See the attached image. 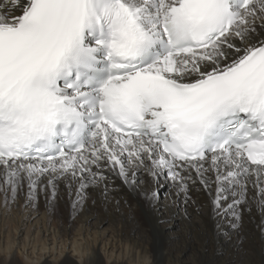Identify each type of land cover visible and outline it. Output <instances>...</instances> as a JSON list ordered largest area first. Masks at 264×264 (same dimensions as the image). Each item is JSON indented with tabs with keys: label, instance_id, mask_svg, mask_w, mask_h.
Wrapping results in <instances>:
<instances>
[{
	"label": "snow or ice",
	"instance_id": "obj_1",
	"mask_svg": "<svg viewBox=\"0 0 264 264\" xmlns=\"http://www.w3.org/2000/svg\"><path fill=\"white\" fill-rule=\"evenodd\" d=\"M262 34L264 0H0L11 202L25 182L34 204L38 187L55 197L70 178L75 209L107 168L184 192L194 172L236 221L249 186L264 207Z\"/></svg>",
	"mask_w": 264,
	"mask_h": 264
},
{
	"label": "bare ground",
	"instance_id": "obj_2",
	"mask_svg": "<svg viewBox=\"0 0 264 264\" xmlns=\"http://www.w3.org/2000/svg\"><path fill=\"white\" fill-rule=\"evenodd\" d=\"M103 174L106 179L87 187L85 198L75 209L72 204L78 182L70 178L55 181V197L51 187H38L34 204H26V182L11 202V191L0 180V227L5 225L3 216L15 213L18 220L9 221L13 226L9 232L18 235L15 244L36 250L33 245L41 242V232L30 234L28 225L30 230L24 233L23 221L42 214L44 232L53 226V233L46 234L42 243L43 264H51L49 258L56 251L61 259L56 264H264V207L251 186L236 221L214 208L215 184L205 188L194 172L186 181V192L180 190L178 182L166 178L157 182L147 172L143 177L138 172L134 184L107 168ZM42 181L47 185L46 177ZM161 181L170 187L169 198L160 200L157 194L153 199L152 193H157ZM6 197L10 201L7 205ZM175 220L180 221L183 231L166 233L167 226L177 224ZM101 223L110 225V239L97 235L99 231L93 235V229ZM72 232L75 236L70 242L68 235ZM10 249L11 243H7L6 250ZM10 258L9 264H20L14 255Z\"/></svg>",
	"mask_w": 264,
	"mask_h": 264
},
{
	"label": "rangeland",
	"instance_id": "obj_3",
	"mask_svg": "<svg viewBox=\"0 0 264 264\" xmlns=\"http://www.w3.org/2000/svg\"><path fill=\"white\" fill-rule=\"evenodd\" d=\"M103 175L106 177V174H103ZM141 175H145V172H143V170H141L139 172L138 176L143 177ZM156 192H157V194L159 196V199L160 200H164L166 198H169L170 187L167 184H165L163 181H161L160 184L157 185ZM3 215H5V214H3ZM15 216H16L15 213H9L8 215H6V217L3 216V218H5L4 219L5 225L2 228L0 227L1 228L0 229V264H6V263L9 264V262L11 261L10 257H12V255H14L17 258V261L20 264H43L44 252H42V250H41V248L43 247L42 243L46 239V237H45L46 234L49 235V234L53 233V226L49 225L48 226L49 232L45 233L44 232L45 228H44V222H43V219H42V214L32 215V216H29L28 218H26L23 221V223H25V225H26V228L25 227L23 228L24 233L27 230L31 229V233L30 234H32L33 232H34L33 234H35L37 232V230H39L41 232V236L42 237H41V242L38 243V241H36V245L35 244L33 245V246H36V250H34V248L33 249L32 248L29 249V247H25L24 248L22 245L18 246V245L15 244L16 243L15 242L16 241L15 238H16V236L18 237V235H16L14 231L13 232L12 231L9 232L10 230L13 229V226H11L9 224V221L12 218L18 220V218H16ZM166 221L170 222V219L166 218ZM178 222H177L178 225L175 224V223H173V224L171 223L169 226H167L166 233L171 234V235H177V234H179V232H182L183 231L182 225L180 224V221H178ZM28 225L31 226L30 229L27 228ZM110 228L111 227H110V225L108 223H101V225L98 228L93 229V232H94L93 235H95V233L97 231H99L97 235L103 234V236H105V239H110L111 232H112V229H110ZM74 236H75L74 232H72V233H70L68 235V238H69L70 242L74 239ZM48 239H49V242L50 241L52 242V237H49ZM7 243H11L10 251L6 250ZM32 250H34V252ZM49 259H52L51 260V264H56L58 261L61 260L60 259V254H57V251H56V253L52 254V257H50ZM213 264H216V263H213Z\"/></svg>",
	"mask_w": 264,
	"mask_h": 264
}]
</instances>
